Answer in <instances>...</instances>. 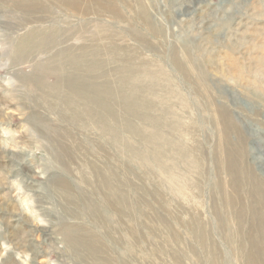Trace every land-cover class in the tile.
I'll return each instance as SVG.
<instances>
[{
    "label": "rangeland",
    "instance_id": "rangeland-1",
    "mask_svg": "<svg viewBox=\"0 0 264 264\" xmlns=\"http://www.w3.org/2000/svg\"><path fill=\"white\" fill-rule=\"evenodd\" d=\"M22 1L0 0V264H249L264 0ZM71 75L109 88L124 152Z\"/></svg>",
    "mask_w": 264,
    "mask_h": 264
},
{
    "label": "bare ground",
    "instance_id": "bare-ground-1",
    "mask_svg": "<svg viewBox=\"0 0 264 264\" xmlns=\"http://www.w3.org/2000/svg\"><path fill=\"white\" fill-rule=\"evenodd\" d=\"M16 2H17V4H14V5L17 6L18 3H20V2H18V1H16ZM37 2L39 3V1H37ZM24 4L28 5L27 3H24ZM40 6H41V4H40ZM22 7H24V6H22ZM36 8H41V7L38 6ZM45 38H48V37L45 36ZM25 43H26V39L22 40L19 45L22 47V45H25ZM45 71H46L45 75H43V76L45 77V80H46L48 78V74H53V73L48 71V70H45ZM68 82L70 83V84H68V86L69 87L71 86V92H72V95H73V99L70 100L69 103H71V104L74 103L75 99L80 101V102L82 100L84 102L89 103L90 104V105H88L89 108L85 110V117H86L88 123L92 124L93 126H97L101 130L100 131L101 133L110 134L113 137L114 145L117 148H119L120 152H121V150H122V152H124V142H123V139L120 137V133L117 132V131H114L113 129H111L109 127L110 119L114 118L116 116V114L114 113V111H113V109H112V107L110 105V102H109V98H110V94H111L109 88L105 87V86H101V87L95 86V84H92L90 78L87 75H84V76L71 75V76L68 77ZM51 95L56 97L57 90L56 89L53 90ZM69 103H68V105H69ZM68 121H73V120H68ZM73 122H76L79 125H81V123H83V121L81 119H76ZM65 128L61 127V129L57 133L61 134L62 130H65ZM113 134H114V136H113ZM80 145L81 144H79L78 141H73L71 143V146L73 148H77ZM72 152L73 151H71L70 148H65L63 150V155H65V157H69V155H71ZM75 153L76 152H74V155H75ZM113 172H114V169H113ZM113 172H111V173H113ZM100 176H102V175H100ZM105 179H104V183H105ZM110 191L112 193L115 192L112 188H110ZM255 192H256V194H258L260 196L262 194V196H263L262 200H264L263 188L260 185L256 186ZM91 209L93 211V208H91ZM256 213H257L256 209H252V214L254 215ZM255 217L256 218L260 217V221H258V224L256 223V227H255V228H258V231L255 234V239L253 238V241L256 242V246L258 247V250L254 254L255 256L252 255V254L249 256V260L248 261H249V264H253V263L255 264V262L253 260L256 259L257 262L259 261V263L264 264V215H260L259 214V215L255 216ZM87 230H89V229H87ZM87 232L90 235V239H91V237L93 236L92 232L91 231H87ZM73 235H74V230L71 229V232L67 233V237H68V240L70 242H72V243L75 242L74 237H72ZM258 241H260L261 244H258Z\"/></svg>",
    "mask_w": 264,
    "mask_h": 264
}]
</instances>
